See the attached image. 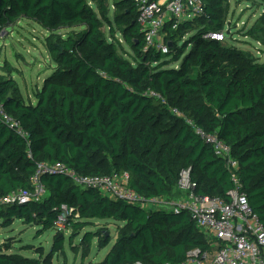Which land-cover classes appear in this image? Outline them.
Segmentation results:
<instances>
[{
    "label": "trees",
    "instance_id": "16d2710c",
    "mask_svg": "<svg viewBox=\"0 0 264 264\" xmlns=\"http://www.w3.org/2000/svg\"><path fill=\"white\" fill-rule=\"evenodd\" d=\"M203 1L202 17L176 31L166 27L171 46L164 53L145 45L139 0H0V32L17 18L37 23L50 33L45 47L56 65L36 105L25 103L11 70L0 74V106L16 123L0 115V199L34 193L36 176L46 191L38 201L0 206L2 227L20 220L51 230L66 206L70 246L84 260L94 239L98 251L112 242L107 231L87 230L94 220L122 224L98 264H181L191 251L209 252L187 212L110 199L50 168L77 176L128 174L130 189L146 201L170 198L188 171L198 196L229 201L237 188L232 172L187 120L231 147L241 190L264 223V63L212 38L225 30L227 0ZM255 1L262 13L246 34L264 44V0ZM11 244L0 247V264H52L65 253L63 232L54 235L46 258L11 253Z\"/></svg>",
    "mask_w": 264,
    "mask_h": 264
},
{
    "label": "built area",
    "instance_id": "2783aa9c",
    "mask_svg": "<svg viewBox=\"0 0 264 264\" xmlns=\"http://www.w3.org/2000/svg\"><path fill=\"white\" fill-rule=\"evenodd\" d=\"M205 6L203 0H139L138 25L144 33L147 49L168 53L171 42L167 40L169 35L166 27L169 25L172 31L178 30L181 25L202 17L205 14ZM225 33V30L223 33H214L212 38L224 42ZM173 114L184 118L178 110H173ZM0 115L5 122L13 123L11 118L5 115L2 106H0ZM187 123L232 172V179L237 188L229 193V201L218 197L198 196L197 184L192 181L188 171L182 172L181 179V189L187 194L186 198L178 202H162L164 199L150 202L130 189L128 174L103 177L77 176L73 171L60 165L50 168L68 173L80 188L95 189L110 199L124 200L142 207L150 202L166 211L187 212L198 230L204 234L211 249L205 254L196 250L191 251L188 259L181 264H264V223L251 207L247 195L241 190L236 173L239 170V163L232 157L231 147L216 134L207 133L191 120H187ZM47 168L44 166V169ZM34 184L36 187L34 193L13 192L0 199V206L42 199L46 191L39 176L35 177ZM71 228L70 211L63 206L62 213L53 224V229L57 233Z\"/></svg>",
    "mask_w": 264,
    "mask_h": 264
},
{
    "label": "rangeland",
    "instance_id": "374dc122",
    "mask_svg": "<svg viewBox=\"0 0 264 264\" xmlns=\"http://www.w3.org/2000/svg\"><path fill=\"white\" fill-rule=\"evenodd\" d=\"M255 2V0H227L225 2L227 7L226 39L223 43L225 46L240 49L250 59L254 58L264 63V44L247 37L246 34L257 23L262 13V8ZM91 5L94 6V3ZM105 30L108 32V28ZM228 32L230 36L227 35ZM66 33L67 31H60V34ZM49 34L37 23L24 18H17L0 32V74L7 75L9 70L12 71L11 76L18 83L26 104L36 105L35 94L42 89L44 81L52 75L56 68L45 47V40ZM194 35L196 32L188 34L179 43V46L182 47ZM117 36L122 42L125 52H131V49L124 43L123 37L120 34ZM185 56L173 66H180ZM181 179L182 173L173 195L162 202H178L187 197V194L181 189ZM150 202L145 204L146 208H157V205ZM93 223L94 226L87 230L92 232L107 231L112 237L109 247L98 251L97 239H94L91 254L84 260L82 252L74 250L70 246L72 229L64 230L61 232L65 236V253L63 256L54 258L52 264H98L103 262L106 255L110 253L111 247L116 243L119 235L118 227L122 224L113 220H94ZM55 234L54 229L44 231L41 226H31L16 220L13 226L7 229L0 225V247L6 248V244L12 241L11 253L21 254L28 258H46L51 251ZM81 239L82 236L75 239V246L80 244Z\"/></svg>",
    "mask_w": 264,
    "mask_h": 264
},
{
    "label": "water",
    "instance_id": "95a60500",
    "mask_svg": "<svg viewBox=\"0 0 264 264\" xmlns=\"http://www.w3.org/2000/svg\"><path fill=\"white\" fill-rule=\"evenodd\" d=\"M228 34H229V32H228Z\"/></svg>",
    "mask_w": 264,
    "mask_h": 264
},
{
    "label": "crops",
    "instance_id": "0c3cea01",
    "mask_svg": "<svg viewBox=\"0 0 264 264\" xmlns=\"http://www.w3.org/2000/svg\"><path fill=\"white\" fill-rule=\"evenodd\" d=\"M261 63V62H260Z\"/></svg>",
    "mask_w": 264,
    "mask_h": 264
}]
</instances>
